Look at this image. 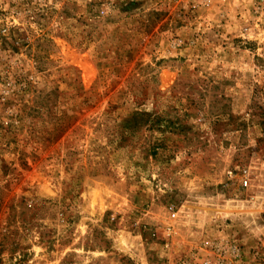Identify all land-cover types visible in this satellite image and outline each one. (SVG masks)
Wrapping results in <instances>:
<instances>
[{
  "label": "rangeland",
  "instance_id": "obj_1",
  "mask_svg": "<svg viewBox=\"0 0 264 264\" xmlns=\"http://www.w3.org/2000/svg\"><path fill=\"white\" fill-rule=\"evenodd\" d=\"M248 6L0 0V264H264Z\"/></svg>",
  "mask_w": 264,
  "mask_h": 264
},
{
  "label": "built area",
  "instance_id": "obj_2",
  "mask_svg": "<svg viewBox=\"0 0 264 264\" xmlns=\"http://www.w3.org/2000/svg\"><path fill=\"white\" fill-rule=\"evenodd\" d=\"M248 13L254 24L257 26H264V0H248ZM251 172L250 169L242 168L239 171V183L241 187L247 188L251 182ZM230 260L219 259L216 262L211 263L206 260L203 264H237L236 260L239 258L238 250L235 247H231L229 250Z\"/></svg>",
  "mask_w": 264,
  "mask_h": 264
},
{
  "label": "trees",
  "instance_id": "obj_3",
  "mask_svg": "<svg viewBox=\"0 0 264 264\" xmlns=\"http://www.w3.org/2000/svg\"><path fill=\"white\" fill-rule=\"evenodd\" d=\"M34 111L36 112V115H39L40 112L39 110H34Z\"/></svg>",
  "mask_w": 264,
  "mask_h": 264
}]
</instances>
